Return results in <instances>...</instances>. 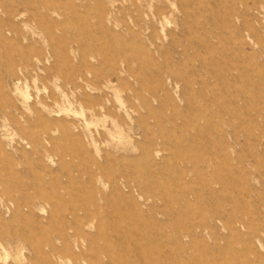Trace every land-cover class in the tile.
I'll return each instance as SVG.
<instances>
[{
    "label": "rangeland",
    "instance_id": "1",
    "mask_svg": "<svg viewBox=\"0 0 264 264\" xmlns=\"http://www.w3.org/2000/svg\"><path fill=\"white\" fill-rule=\"evenodd\" d=\"M0 264H264V0H0Z\"/></svg>",
    "mask_w": 264,
    "mask_h": 264
},
{
    "label": "bare ground",
    "instance_id": "2",
    "mask_svg": "<svg viewBox=\"0 0 264 264\" xmlns=\"http://www.w3.org/2000/svg\"><path fill=\"white\" fill-rule=\"evenodd\" d=\"M128 24V23H127ZM130 112V111H129ZM111 125V124H110ZM99 129V128H98Z\"/></svg>",
    "mask_w": 264,
    "mask_h": 264
}]
</instances>
